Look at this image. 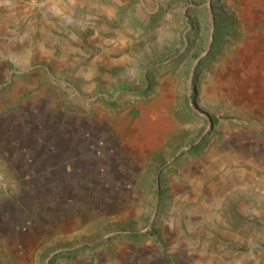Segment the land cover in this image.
I'll return each mask as SVG.
<instances>
[{"label": "rangeland", "instance_id": "1", "mask_svg": "<svg viewBox=\"0 0 264 264\" xmlns=\"http://www.w3.org/2000/svg\"><path fill=\"white\" fill-rule=\"evenodd\" d=\"M0 118L42 225L23 252L0 229V264L166 250L212 217L264 254V0H0Z\"/></svg>", "mask_w": 264, "mask_h": 264}, {"label": "crops", "instance_id": "2", "mask_svg": "<svg viewBox=\"0 0 264 264\" xmlns=\"http://www.w3.org/2000/svg\"><path fill=\"white\" fill-rule=\"evenodd\" d=\"M6 124L5 120L0 118V173L9 186L8 192L0 191V229L3 230L2 234L8 240L13 239L11 247L23 252L27 247L26 236L39 233L42 225L32 218L39 210L37 205L29 206L23 201L26 196L29 197L30 203L37 200L36 195L35 198L30 199V196L35 194L31 188L35 186L32 187L29 185L30 182L24 181L22 184L25 190L19 195L17 187L22 188L21 182L11 184L4 176H7L8 170L16 173L22 163L21 157L24 160L26 157L25 140L8 137L10 131ZM7 177L10 178V175ZM26 216L31 217L25 219ZM210 222L212 228L209 231L197 226L195 230H186L194 236L191 242L179 240L177 247L175 245L165 246L166 250L162 245L152 243L151 238L146 243L138 244V238L127 233L122 238L124 243L104 245L110 248V253L104 258L99 257L98 254L96 261L99 264H264V254L256 259L248 253L249 251H238L240 243L238 235L235 232H220L213 224V217ZM249 243L251 239L247 237L244 244L249 245ZM119 251L121 253L117 254ZM84 260V257L80 256L74 264H84Z\"/></svg>", "mask_w": 264, "mask_h": 264}, {"label": "water", "instance_id": "3", "mask_svg": "<svg viewBox=\"0 0 264 264\" xmlns=\"http://www.w3.org/2000/svg\"><path fill=\"white\" fill-rule=\"evenodd\" d=\"M207 5H209V3H207ZM193 107V106H192ZM194 111H195V113L197 114V115H199V116H202V117H206L207 119H208V122L210 123L211 121H210V118H208L206 115H204V114H202V113H200L197 109H195L194 108ZM189 148H191V145L190 146H186V147H184L178 154H181L184 150H187V149H189ZM177 156L178 155H176L167 165H169V164H171L176 158H177ZM157 185H158V176H157ZM155 214V213H154ZM154 218V215H153V217H152V219ZM117 234H120V233H110V234H107V235H105L102 239H100V240H98V241H101V240H105V239H108V238H110V237H112V236H115V235H117ZM121 234H124V233H121ZM46 264H49V259L47 260V263Z\"/></svg>", "mask_w": 264, "mask_h": 264}, {"label": "built area", "instance_id": "4", "mask_svg": "<svg viewBox=\"0 0 264 264\" xmlns=\"http://www.w3.org/2000/svg\"><path fill=\"white\" fill-rule=\"evenodd\" d=\"M0 191H9V186L8 184L5 182V180L3 179V175H1L0 173Z\"/></svg>", "mask_w": 264, "mask_h": 264}, {"label": "trees", "instance_id": "5", "mask_svg": "<svg viewBox=\"0 0 264 264\" xmlns=\"http://www.w3.org/2000/svg\"><path fill=\"white\" fill-rule=\"evenodd\" d=\"M212 122L215 123V120L213 119ZM134 235H135V234H133L132 236H134Z\"/></svg>", "mask_w": 264, "mask_h": 264}]
</instances>
